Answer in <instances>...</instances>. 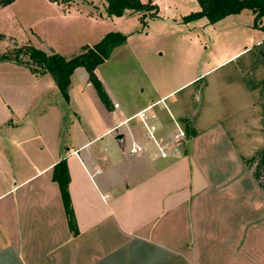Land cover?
I'll list each match as a JSON object with an SVG mask.
<instances>
[{"label":"crops","instance_id":"obj_1","mask_svg":"<svg viewBox=\"0 0 264 264\" xmlns=\"http://www.w3.org/2000/svg\"><path fill=\"white\" fill-rule=\"evenodd\" d=\"M42 3L54 32L32 31L39 44L28 42L43 51L53 48L68 59L76 55L66 52L63 37L51 40L54 34L72 35L75 28L66 20L75 18L90 38L99 22L116 18L107 15L104 0ZM82 3L94 9L81 11ZM168 11L176 20L175 12ZM107 34L99 32L98 42L82 44L80 50ZM225 63L164 96L154 85L155 95L142 90L131 101L112 92L100 75V65L96 74L111 108L100 99L85 68L71 76L66 101L49 74L34 75L16 66L31 76L39 94L34 101L43 97L37 89L46 85L55 93V104H49L39 120L29 111L7 112L0 123V131L9 135V140L0 138V264H264V191L248 167V161L264 150V121L255 90L246 80L236 88L235 101L216 116V101L206 93L219 81L208 78ZM200 82L203 115L193 107V90L181 99L184 109L169 102ZM142 112L144 121L138 117ZM145 124L155 127L157 142L170 140L177 126L186 127L180 152L162 158ZM133 143L145 152L131 155ZM30 153L35 161L25 173L22 156ZM62 161L70 176L73 219L53 180L54 168Z\"/></svg>","mask_w":264,"mask_h":264},{"label":"rangeland","instance_id":"obj_2","mask_svg":"<svg viewBox=\"0 0 264 264\" xmlns=\"http://www.w3.org/2000/svg\"><path fill=\"white\" fill-rule=\"evenodd\" d=\"M88 1H93L95 4L99 2V0ZM142 1L153 4L150 0ZM156 1L162 19L160 17L155 20L150 19L148 13L145 14L147 16L145 21L142 17L133 19L116 17L107 21L102 20L99 22L101 26L96 28V35L87 38L79 29L78 21L69 18L71 20H66L64 23L71 24L72 28H75L70 31L72 35L54 34L51 40L55 35L62 36L64 44L68 47L66 52L70 54L69 56H77L82 52L80 50L82 44L98 42L96 36L99 32L103 33L107 30L108 33L118 32L126 35L127 43L113 52L110 59L101 65L99 72L112 92L128 101L132 100V96L141 94L142 90L155 95L154 85H158L159 94L164 96L182 82L226 62L208 78L219 81L210 93H206V96L216 101V116L223 114L231 101H235L236 88L246 80L248 86H252L255 90L259 116L264 121V29L261 28L264 26V17L256 25L257 27H255V17L249 10L215 24H211L205 18L184 23V17L201 10L197 0ZM78 8L86 12L94 9L83 3ZM169 8L175 12L176 20L170 17ZM45 16L42 0H19L10 8L0 11L2 36L0 56L9 55L13 58L18 51L25 52L26 48L34 47L28 40L38 45L39 43H35L32 31L39 35L44 34V31L54 32L51 31L54 27L53 22L45 19ZM84 29H87L86 25ZM60 41V39L55 40L59 43ZM21 58L25 65L29 63L28 56L22 55ZM0 64H2L0 65V123L7 112L29 111L35 120H39V114L48 111L49 104H55V93L47 91L44 85L43 89H37L43 97L34 101L39 94L30 83L31 76L16 66L29 68L13 61ZM199 88L201 82L177 94L169 102L177 103L181 109H184L181 99L193 90L197 96L193 107L203 115L205 93L198 91ZM183 128L186 130V127ZM0 138L9 140L5 129L0 131ZM4 142L8 144L7 141ZM22 157L23 164L27 167L20 168H26L25 173H27L33 169L34 154L30 153Z\"/></svg>","mask_w":264,"mask_h":264},{"label":"trees","instance_id":"obj_3","mask_svg":"<svg viewBox=\"0 0 264 264\" xmlns=\"http://www.w3.org/2000/svg\"><path fill=\"white\" fill-rule=\"evenodd\" d=\"M16 0H5L6 7ZM58 2L60 0H51ZM107 3L106 11L109 17L121 18L125 15L141 14L142 20H146L145 14H150V19H159V7L151 2L144 4L141 0H104ZM201 6L199 12L183 18L184 23L206 18L211 24L220 22L230 16L241 14L250 10L255 14V27L264 17V0H197ZM264 29V26L261 27ZM0 38L2 36L0 35ZM128 37L122 33L110 32L99 43L86 46L83 52L73 58H65L58 53H50L35 47L26 48L25 52L18 51L15 57L9 55L0 56V63L6 61L16 62L24 66L21 56L26 55L29 63L25 65L33 74H49L58 86L62 96L69 101L71 76L78 68H85L89 74V80L96 89L102 102L111 108V101L104 85L96 74L97 68L110 59L113 52L127 43ZM189 129V128H188ZM248 167L260 188L264 191V150L256 157L248 161ZM53 180L60 186L62 198L70 219H73V211L69 204L70 176L64 161L54 168Z\"/></svg>","mask_w":264,"mask_h":264},{"label":"built area","instance_id":"obj_4","mask_svg":"<svg viewBox=\"0 0 264 264\" xmlns=\"http://www.w3.org/2000/svg\"><path fill=\"white\" fill-rule=\"evenodd\" d=\"M4 2L5 0H0V7H3ZM138 117L144 121V119L146 118L145 112L139 113ZM145 127L147 129V137L155 141L159 150V155L164 159L175 157L180 152L187 138V134L184 129L180 128V126H177L178 131L171 137L170 140H168L167 142H157L154 136L155 127H148L146 124ZM129 152L134 156L145 152V150L143 147L137 145L136 143H133V145L130 147Z\"/></svg>","mask_w":264,"mask_h":264},{"label":"water","instance_id":"obj_5","mask_svg":"<svg viewBox=\"0 0 264 264\" xmlns=\"http://www.w3.org/2000/svg\"><path fill=\"white\" fill-rule=\"evenodd\" d=\"M48 50L51 52V53H55V50L53 48H48Z\"/></svg>","mask_w":264,"mask_h":264}]
</instances>
